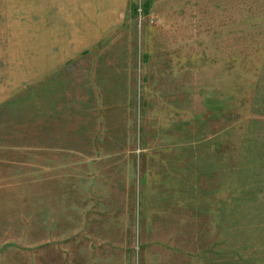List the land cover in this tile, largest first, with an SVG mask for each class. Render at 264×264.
Wrapping results in <instances>:
<instances>
[{"label":"rangeland","instance_id":"374dc122","mask_svg":"<svg viewBox=\"0 0 264 264\" xmlns=\"http://www.w3.org/2000/svg\"><path fill=\"white\" fill-rule=\"evenodd\" d=\"M27 18L0 0V96ZM111 38L100 114L0 106V264H264V0H130Z\"/></svg>","mask_w":264,"mask_h":264},{"label":"crops","instance_id":"0c3cea01","mask_svg":"<svg viewBox=\"0 0 264 264\" xmlns=\"http://www.w3.org/2000/svg\"><path fill=\"white\" fill-rule=\"evenodd\" d=\"M129 3L130 0H19V9L28 15L25 23L32 26L29 31L34 33L35 54L11 69L0 106L6 101L19 102L26 90L42 86L50 89L47 111L51 121L56 117L69 121L72 111H77L76 103H84L82 115L89 103L95 105L91 110L100 114L98 105L106 94L104 90L116 86L107 84L105 77L108 72H118V60L90 54L101 44L114 42L110 37L122 30ZM57 96L62 98L57 100ZM74 97L84 98L81 101ZM64 103L72 109L63 108ZM41 126L49 128L47 123Z\"/></svg>","mask_w":264,"mask_h":264}]
</instances>
